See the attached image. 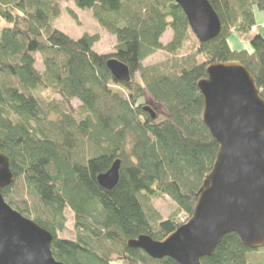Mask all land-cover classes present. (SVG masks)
Returning a JSON list of instances; mask_svg holds the SVG:
<instances>
[{
  "label": "trees",
  "instance_id": "obj_1",
  "mask_svg": "<svg viewBox=\"0 0 264 264\" xmlns=\"http://www.w3.org/2000/svg\"><path fill=\"white\" fill-rule=\"evenodd\" d=\"M69 1L0 0V21L7 25L0 31V153L15 178L2 197L52 235L51 253L60 263L114 264L110 258L116 256L123 264H177L153 260L127 243L140 236L162 242L183 225L176 220L179 213L162 220L151 206L156 198H169L188 220L193 215L218 152L202 123L197 87L207 78V67L239 63L264 101V38L250 37L251 51L228 45L231 35L251 33L255 11L264 14V0H207L220 33L207 43L197 41L184 56L178 52L190 28L173 0H72L115 37L108 55L93 52L98 36L73 40L50 31ZM167 30L172 38L163 45ZM157 52L168 58L143 66ZM110 59L128 68L129 83L112 77ZM144 92L164 114L155 112L152 119L143 111ZM117 160L118 183L106 191L96 178ZM19 179L24 195L14 203L10 191ZM65 210L73 215L72 241L57 236L64 230ZM249 252L237 235L228 234L200 264H250Z\"/></svg>",
  "mask_w": 264,
  "mask_h": 264
},
{
  "label": "water",
  "instance_id": "obj_2",
  "mask_svg": "<svg viewBox=\"0 0 264 264\" xmlns=\"http://www.w3.org/2000/svg\"><path fill=\"white\" fill-rule=\"evenodd\" d=\"M173 1L199 43L219 35V19L207 0ZM106 67L117 82H130L128 68L119 61L110 59ZM206 75L197 87L203 97L202 123L218 144L216 160L186 224L162 242L147 236L128 241L129 249L153 260L200 264L228 234L237 235L249 250L264 248V101L237 62L209 65ZM143 111L155 119L153 109ZM119 168L117 160L97 176L98 186L114 189ZM14 181L9 160L0 153V264H63L52 256V235L4 201L1 192Z\"/></svg>",
  "mask_w": 264,
  "mask_h": 264
},
{
  "label": "rangeland",
  "instance_id": "obj_3",
  "mask_svg": "<svg viewBox=\"0 0 264 264\" xmlns=\"http://www.w3.org/2000/svg\"><path fill=\"white\" fill-rule=\"evenodd\" d=\"M61 16L54 20L51 24L50 31H59L63 33L64 35L68 36L69 38L73 40H77L81 38L84 35H90V36H98L99 41L94 45L93 52L100 54V55H108L111 54L116 46V39L115 37L101 28L97 21L94 19L93 14L91 11H82L77 8H75L72 0H70L67 3H64L61 5ZM254 20H255V26L254 30H251V33L248 36H238L236 34L231 35L228 38V45L231 50L233 51H251L250 45H249V38L252 37L255 34H258L264 38V14L260 13L258 11H255L254 14ZM7 27L3 21H0V31L2 28ZM172 38V33L170 30H167L166 33L161 38V43L163 45H166L170 42ZM197 40L195 36L190 31L187 35V38L181 48V50L178 52L179 56H184L186 54L192 53L196 47H197ZM168 57L164 52H157L153 54L151 57L147 58L143 62V66L149 67L155 64H158L164 60H166ZM199 62H202L203 59L199 58ZM37 69L39 71H42L41 64H37ZM116 91H121V89L114 87ZM41 96L47 98L50 95L48 93H42ZM51 99L55 100L56 102H59V98L56 96H52ZM141 103H144L145 106L150 107L155 112L159 114H164L165 111L163 107L156 104L152 98L149 96L147 92H144V98L140 101ZM72 106L75 109H78L80 104L77 101H74L72 103ZM21 195H24V192L21 188V180L19 179L18 185L11 189L10 191V198L13 200V202H21L22 198ZM152 208L160 215V218L162 220H167L171 216L174 215V213H179L176 215V220L179 224H186L189 220L187 217L178 212L176 205L167 197L161 196L159 198H156L152 200L151 202ZM64 217H65V226L62 233H58L57 236L60 239L64 240H74L75 239V228H74V221H73V215L69 210L64 211ZM247 261L248 263L252 264H262L264 261V250L258 249L253 250V252L247 253ZM111 260H115L114 264H123L122 262H116L117 257L111 256Z\"/></svg>",
  "mask_w": 264,
  "mask_h": 264
},
{
  "label": "built area",
  "instance_id": "obj_4",
  "mask_svg": "<svg viewBox=\"0 0 264 264\" xmlns=\"http://www.w3.org/2000/svg\"><path fill=\"white\" fill-rule=\"evenodd\" d=\"M261 28L263 29L264 27L262 26ZM252 30H254V27L252 28Z\"/></svg>",
  "mask_w": 264,
  "mask_h": 264
}]
</instances>
